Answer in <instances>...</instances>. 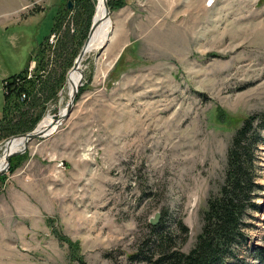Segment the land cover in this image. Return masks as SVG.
I'll return each mask as SVG.
<instances>
[{
  "label": "rangeland",
  "instance_id": "rangeland-1",
  "mask_svg": "<svg viewBox=\"0 0 264 264\" xmlns=\"http://www.w3.org/2000/svg\"><path fill=\"white\" fill-rule=\"evenodd\" d=\"M106 8V45L84 54L68 118L10 157L0 178V264H147L130 257L162 211L171 230L173 219L188 228L187 252L225 182L236 129L264 113V0H107ZM98 10L97 0H0V116L3 79L24 68L56 21L61 32L49 43L66 37L69 52L41 68L49 89L39 100L8 115L15 125L36 119L31 130L52 124L69 100L73 63L57 87L56 76ZM254 126L259 209L243 214L241 264H261L256 249L264 250V127ZM8 127L16 133L2 137L0 127V156L7 139L31 131Z\"/></svg>",
  "mask_w": 264,
  "mask_h": 264
},
{
  "label": "trees",
  "instance_id": "trees-1",
  "mask_svg": "<svg viewBox=\"0 0 264 264\" xmlns=\"http://www.w3.org/2000/svg\"><path fill=\"white\" fill-rule=\"evenodd\" d=\"M60 32L58 22H53L49 35H46L37 44L24 68L19 73L9 75L3 79V105L0 127L5 130L8 126H15L18 131L31 130L34 127L36 119L30 125L24 122H18L15 125L8 115L14 108L18 110L17 107L22 108L24 105L27 107L28 104L29 106L34 105L39 100L41 93L49 89L47 81H44L45 83L41 82L42 76H44L42 69L46 65L48 66L49 61L57 63L60 54L66 53L67 55L71 47H67L66 37L63 41L59 38V35L56 36L54 44L49 43L48 36ZM67 32L69 31L66 30ZM77 52H74L75 55ZM74 57L67 60L65 65H62L56 76L55 87L64 80L65 71L72 65ZM31 61H34L35 64L32 75L28 77L27 68ZM51 71L57 70L51 67ZM38 82L42 84L37 86ZM25 92L28 94V99L20 100L21 94ZM25 112H27V109ZM255 122L259 127H264V113L249 115L235 131L227 159L225 182L219 195L210 197L207 201L202 230L197 235L194 246L187 252L180 249V244L185 241L188 228L180 220L173 219L176 231L171 230L165 221L167 213L162 211L160 220L158 219L155 223L148 221L149 234L138 245L136 253L130 259L143 261L147 264H228L230 263L229 258L232 257L236 258L238 264L244 262V260L237 258L235 246L242 245L246 240V236L241 230V227L245 226L243 214L248 206L252 209H259L252 199L261 187L256 182L253 169V147L259 140V134L256 132V126H254ZM6 131V134L2 137L16 133V130ZM0 178H3V176L0 175ZM256 252L262 264L264 250L257 248ZM78 262L79 264H87L79 258Z\"/></svg>",
  "mask_w": 264,
  "mask_h": 264
},
{
  "label": "water",
  "instance_id": "water-1",
  "mask_svg": "<svg viewBox=\"0 0 264 264\" xmlns=\"http://www.w3.org/2000/svg\"><path fill=\"white\" fill-rule=\"evenodd\" d=\"M106 5H107V0H105L104 2ZM67 7L68 9H71V3L68 1L67 2ZM109 14H110V11L109 9L107 8L106 10V16L109 17ZM96 24H97V21L95 20V17H93L92 19V25L90 27V31H89V34H88V38L87 40L89 39L90 35L93 33V31L95 30V27H96ZM109 34V32H107ZM87 40L86 42L84 43V45L82 46L81 50L79 51L77 57L75 58L74 62H73V65L70 69V71H73V70H78L79 69V65L83 59V56L85 54V51H86V44H87ZM107 40V38H106ZM106 40L104 41V43H102L100 46L103 47L106 45ZM69 71V73H70ZM68 73V74H69ZM81 77H82V74H81ZM81 77L79 78V81L78 83L74 86L73 90H72V93L69 95V100L65 106V108L63 109V112L57 117V118H54L52 121V124L50 125L49 129L51 130L50 132H46L44 131V129L42 130H37V127H35L33 130L31 131H28L26 133H23L21 135H16V136H12L10 137L9 139H7L5 142H4V146L6 147V145L11 141L12 138L14 137H19V136H23L24 139H25V144L23 146V148L21 150H19L18 152H14L12 154H8L7 156V160H6V165L0 169V175L4 174L6 172V170L8 169V166H9V158L14 156V155H17V154H21L23 153L25 150H26V147L28 146L29 142L32 141L33 139H37V138H45V137H48L50 136L54 131H56L57 127L62 124L69 116L71 110H72V107H73V104H74V101H75V98L77 96V93H78V90H79V87L80 85L82 84V79ZM159 213H155V215L150 218V222L151 223H155L157 222L158 218H159Z\"/></svg>",
  "mask_w": 264,
  "mask_h": 264
},
{
  "label": "bare ground",
  "instance_id": "bare-ground-1",
  "mask_svg": "<svg viewBox=\"0 0 264 264\" xmlns=\"http://www.w3.org/2000/svg\"><path fill=\"white\" fill-rule=\"evenodd\" d=\"M99 3V10L96 16V27L95 30L93 31V33L91 34L87 44H86V51L85 53H87L88 51H92L93 49H96L97 47H99V44H102L104 39H102V36H106L107 35V25H108V21H109V17L106 16V4L104 3L105 0H97ZM213 0H209V2H212ZM99 28V30H98ZM101 28V29H100ZM98 37V38H97ZM97 38V39H96ZM71 76L69 78V83H68V88H69V94L72 93V90L74 88V86L78 83L79 78L81 77L82 70L79 66L78 70H73L71 71ZM44 121V120H43ZM42 121V122H43ZM48 123V124H46ZM51 124H49V122L44 121V123L41 125V127L37 128V130H42L44 129V131L46 132H50L51 130L49 129ZM16 143H14L15 140H18ZM25 144V139L24 137H19L16 138L14 140H11V142H9L6 147H4L3 153L0 156V169H2L5 165H6V158L8 156V154H12L14 152H18L19 150H21L23 148Z\"/></svg>",
  "mask_w": 264,
  "mask_h": 264
},
{
  "label": "built area",
  "instance_id": "built-area-1",
  "mask_svg": "<svg viewBox=\"0 0 264 264\" xmlns=\"http://www.w3.org/2000/svg\"><path fill=\"white\" fill-rule=\"evenodd\" d=\"M33 67H34V64H31L29 67V70L31 71Z\"/></svg>",
  "mask_w": 264,
  "mask_h": 264
},
{
  "label": "crops",
  "instance_id": "crops-1",
  "mask_svg": "<svg viewBox=\"0 0 264 264\" xmlns=\"http://www.w3.org/2000/svg\"><path fill=\"white\" fill-rule=\"evenodd\" d=\"M3 105V104H2ZM2 109V108H1ZM1 115H2V113H1ZM1 117V116H0Z\"/></svg>",
  "mask_w": 264,
  "mask_h": 264
}]
</instances>
